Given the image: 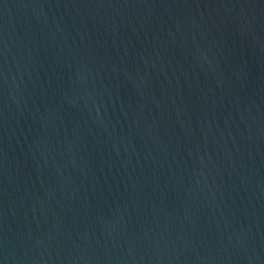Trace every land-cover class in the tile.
<instances>
[{
    "label": "water",
    "instance_id": "obj_1",
    "mask_svg": "<svg viewBox=\"0 0 264 264\" xmlns=\"http://www.w3.org/2000/svg\"><path fill=\"white\" fill-rule=\"evenodd\" d=\"M0 264H264V0H0Z\"/></svg>",
    "mask_w": 264,
    "mask_h": 264
}]
</instances>
